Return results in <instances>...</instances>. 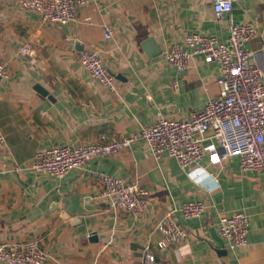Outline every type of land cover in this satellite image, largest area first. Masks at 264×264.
I'll return each instance as SVG.
<instances>
[{
  "label": "crops",
  "instance_id": "obj_1",
  "mask_svg": "<svg viewBox=\"0 0 264 264\" xmlns=\"http://www.w3.org/2000/svg\"><path fill=\"white\" fill-rule=\"evenodd\" d=\"M77 11L68 24L46 23L16 0H0V58L11 71L0 79V244L37 240L47 264H264V169L243 170L239 155H205L184 168L171 156L154 158L141 139L60 178L30 167L41 149L122 138L162 115L204 109L219 94L220 64L195 54L179 74L166 59L173 43L192 51L188 33L226 42L232 23L255 24L247 48L264 74V0H235L222 20L212 0H89ZM27 42L35 45L32 56L20 53ZM86 49L111 70L115 91L81 64ZM210 136L204 145L216 143ZM93 172L147 188L143 211L112 206ZM189 200L205 201L206 210L194 218L176 212L187 237L160 248L167 212ZM237 211L249 232L246 245L232 248L219 226ZM147 246L154 260L145 258Z\"/></svg>",
  "mask_w": 264,
  "mask_h": 264
},
{
  "label": "built area",
  "instance_id": "obj_2",
  "mask_svg": "<svg viewBox=\"0 0 264 264\" xmlns=\"http://www.w3.org/2000/svg\"><path fill=\"white\" fill-rule=\"evenodd\" d=\"M19 5L39 13L46 23L68 24L78 19V4L89 0H16ZM235 0H212L215 17L222 20L233 9ZM89 23H92L89 21ZM104 35L110 38L113 28L104 26ZM257 35L253 23H232L228 41L202 32H191L185 36V43L192 51L180 43H173L167 50V61L182 73L195 54H202L207 62L217 61L221 66L218 78L219 94L209 99L202 110H194L187 117L162 115L152 124H143L136 131L122 138L80 144L56 145L41 149L34 157L31 168L48 172L55 177H63L74 168L84 169L91 158L116 155L120 149L137 140H145L154 158L164 155L177 160L182 167L197 164L205 155L217 161L233 155L240 156L243 170L264 169V74L252 57L247 44ZM264 48V46H263ZM33 42H27L20 53L32 56ZM81 64L90 75L111 91L117 89L115 76L106 66L99 53L86 49L79 53ZM11 76L8 64L0 58V79ZM178 88V82L174 81ZM210 133L216 143L204 145ZM6 138L0 126V148ZM101 186V194L111 200L112 206L129 210L135 214L143 211L149 194L147 188L104 172H93ZM203 200H189L179 208L167 212L160 224V248H167L183 242L187 230L179 222L176 212L184 218L199 217L206 210ZM221 236L229 241L232 248L247 243L249 224L246 214L237 211L225 216L219 226ZM146 247L145 258L154 260V255ZM49 254L40 247L37 240L0 244V262L5 264H47Z\"/></svg>",
  "mask_w": 264,
  "mask_h": 264
}]
</instances>
